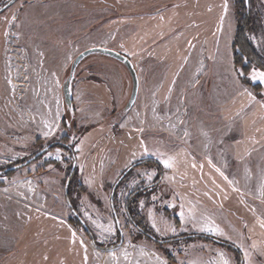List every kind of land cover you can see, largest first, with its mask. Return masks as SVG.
Returning a JSON list of instances; mask_svg holds the SVG:
<instances>
[{"label": "rangeland", "instance_id": "obj_1", "mask_svg": "<svg viewBox=\"0 0 264 264\" xmlns=\"http://www.w3.org/2000/svg\"><path fill=\"white\" fill-rule=\"evenodd\" d=\"M233 1L13 0L0 11V167L58 142L0 183V264H223L224 259L235 264L223 248L182 237L195 230L172 206L178 204L174 194L182 189L181 176L160 162L184 142L172 129L182 115L178 132L217 136L225 131L228 141L243 140L234 154L238 158L246 149L240 154L250 167L246 174L252 175L258 163L264 173V83L251 79L253 70H264L251 67L248 73L259 89L237 76L231 51ZM258 1L248 0L247 7L259 8ZM249 35L264 47L263 26ZM92 45L130 57L138 91L126 111L130 74L122 62L101 53L78 62L71 80L72 109L65 107L62 80L74 56ZM159 116L172 126L162 127ZM254 140L263 144L248 153ZM72 163L76 169L69 174ZM128 198L136 199L144 218L137 223L151 237L130 221L135 213L129 216L125 209ZM262 212L255 218V233L238 235L237 244L212 234L233 242L243 264H264ZM171 236L180 237L154 240Z\"/></svg>", "mask_w": 264, "mask_h": 264}, {"label": "crops", "instance_id": "obj_2", "mask_svg": "<svg viewBox=\"0 0 264 264\" xmlns=\"http://www.w3.org/2000/svg\"><path fill=\"white\" fill-rule=\"evenodd\" d=\"M180 87L182 86L179 85V90H181ZM207 90L209 91V87L205 88L206 92ZM239 107L238 112L243 110L245 105H238L237 108ZM181 116L175 120L172 129L173 135L180 136L184 142H181L178 147L176 146L168 155L165 154L166 158L175 157L173 170L181 176L177 183L182 189L179 193L174 194L176 202H178V204H174L176 209L180 212L183 211L187 225H191L195 231L224 235L233 242H236L235 238L238 235L250 236L251 232L254 231L252 229L256 225V219H259V215L263 213L262 209L264 211V173H262V168L258 165L259 163L255 164L253 174H246L245 171H250V167L243 163L245 155H240L246 149L238 154V158L234 154L243 140L230 142L228 141L229 133L225 131L217 136H215L217 133L211 135L188 133L185 135L184 131L178 132L180 128L178 123L182 121ZM243 117L240 116L239 121ZM158 118L162 127L166 125L170 128L172 126L167 125V121L163 117L159 116ZM223 123L227 124L226 121H223ZM199 142L200 148L198 147ZM261 142L263 141L259 140L252 143L253 146L248 147V153L263 144ZM230 148L233 151L230 152ZM166 158H160V162L162 163V160ZM234 159L238 160L234 161ZM217 169L220 171H217ZM235 170L237 174L233 175L231 172ZM221 172H223V176L220 174ZM229 181H232V183H229ZM197 190L201 194L195 195L193 193ZM181 193H183V196ZM252 203L259 204L260 207L258 209L254 208ZM253 210L255 212L259 211V213L253 215L251 213ZM247 214L249 215L248 218ZM175 218L174 220H177L176 227H178L181 220L176 214ZM215 218L220 223L215 222ZM247 221L251 223V226ZM240 225H243V229L237 231ZM188 228L190 229V227ZM202 228L218 229L219 231L201 230ZM244 228H249L251 231L245 232ZM241 238L252 243L250 239Z\"/></svg>", "mask_w": 264, "mask_h": 264}, {"label": "trees", "instance_id": "obj_3", "mask_svg": "<svg viewBox=\"0 0 264 264\" xmlns=\"http://www.w3.org/2000/svg\"><path fill=\"white\" fill-rule=\"evenodd\" d=\"M254 1L258 0H249V3H252ZM5 1L4 3H6ZM259 2V1H258ZM3 3V4H4ZM233 4V9H234V20H235V27H234V32H233V38L231 42V51H232V58H233V65L235 67L236 73L238 78L247 84L252 85L255 89L260 88V83L259 82H250L248 79V73L251 69V67H257L262 70H264V47H259L254 43L252 38L250 37V32L256 30L257 28H261L262 26L264 27V24L262 23V16H264V2L262 3L259 2V8L256 9H249L245 5L244 0H234L232 2ZM264 18V17H263ZM58 142H51L47 143L46 145L40 147L39 149H34L30 155L26 158L21 159L20 161H16L13 164H9L6 166L0 167V183H5L8 178H10L15 170L20 167V165H24L25 162L22 164L20 163L21 161H25L27 158H35L36 156L42 155L47 149L51 148ZM61 143V141H59ZM68 149L71 152V155L74 157L75 150L72 149L68 145ZM46 161L49 160L48 158L45 159ZM142 162V161H141ZM76 169V166L71 164V166L68 168L69 174L73 173ZM152 183L148 184L147 186L151 185ZM146 187V186H145ZM134 193V192H132ZM142 193V192H141ZM136 199H131L127 200V205L125 206V209L129 216L134 212L135 217H130V221L134 222L135 226L138 227L141 231L145 232L148 237H151L146 230H144L138 222H143V217L139 216V213L137 212V207ZM134 205L131 207V205ZM71 206V205H70ZM129 207H131V211L129 210ZM78 220V219H77ZM136 221V222H135ZM116 227L118 229V232L120 234V231H122V226L119 222V218H116ZM197 237L201 238L207 242H211L215 244L216 246H219L229 252L234 259L235 264H243V255L241 250L231 241L221 238L216 235H212L209 233H204V232H198L195 231L189 235H184L182 237ZM180 236H171L167 237L165 239H158L154 238V240L158 241H169V240H174L179 238ZM93 239V237L91 236ZM119 241V240H118Z\"/></svg>", "mask_w": 264, "mask_h": 264}, {"label": "water", "instance_id": "obj_4", "mask_svg": "<svg viewBox=\"0 0 264 264\" xmlns=\"http://www.w3.org/2000/svg\"><path fill=\"white\" fill-rule=\"evenodd\" d=\"M13 0H8L6 3H4L2 6H0V11L2 9H4L7 5H9ZM245 1V5L247 6L248 4V0H244ZM90 53H101V54H105L108 56H111L117 60H119L120 62H122L125 67L127 68L129 74H130V78H131V90H130V94L128 96L127 101L125 102L124 106H123V110H127L128 108L131 107V105L133 104L137 91H138V76H137V72L135 70V67L131 61V59L113 49L107 46H102V45H92V46H88L82 50H80L72 59L70 66H69V70L67 75L64 77V79L62 80V96H63V101H64V105L66 108L68 109H72V92H71V80L76 68V65L78 64V62L85 57L86 55L90 54ZM120 241H122V237L120 238Z\"/></svg>", "mask_w": 264, "mask_h": 264}, {"label": "snow or ice", "instance_id": "obj_5", "mask_svg": "<svg viewBox=\"0 0 264 264\" xmlns=\"http://www.w3.org/2000/svg\"><path fill=\"white\" fill-rule=\"evenodd\" d=\"M227 8V4H225V9ZM14 19V17H13ZM251 79L252 80H259L260 82L264 83V71H256V70H253L252 74H251ZM249 95L251 96V93H249ZM51 128V126H49ZM45 136H48L50 135V132H45L44 133ZM185 135H187V133H185ZM79 147V146H77ZM145 152H147V149H145ZM49 155H51V153H49ZM56 158L57 159H60V155H59V150H57V155H56ZM174 161H175V157H168L166 159H163L162 160V163L163 165L166 167V168H172L174 166ZM211 162V161H209ZM193 167H195V165H193ZM217 171H220L219 169H217ZM222 176L224 175L223 172L220 173ZM152 175H155V173H153ZM152 175H149V179H152ZM225 179H227V177H225ZM229 183H232V181H229ZM153 199H156V197H153ZM143 203V202H141ZM173 207H175V205H172ZM87 214V213H86ZM150 217H151V212L149 213ZM180 216H181V219L184 218V214H183V211H181L180 213ZM194 219V217H193ZM95 223V221H94ZM152 226L154 228H156V222H155V219L152 218ZM98 227H102V228H105V226L103 224H100L98 225ZM261 227H264V221L261 222ZM160 229L157 228V231H159ZM174 231V229H172ZM201 230H209V231H219L218 229H212V228H202ZM105 231L111 233L113 231L111 225H108L106 228H105ZM223 234V233H221ZM253 247H255V244H253ZM110 255L113 257V258H116V252H111ZM247 255V254H246ZM124 257L125 259L128 258V254L127 252L125 251L124 252ZM163 264H166V262H163ZM223 264H228V261L226 259L223 260Z\"/></svg>", "mask_w": 264, "mask_h": 264}, {"label": "flooded vegetation", "instance_id": "obj_6", "mask_svg": "<svg viewBox=\"0 0 264 264\" xmlns=\"http://www.w3.org/2000/svg\"><path fill=\"white\" fill-rule=\"evenodd\" d=\"M108 47V46H107ZM129 57V56H128ZM130 58V57H129ZM38 158V156H36L35 158H27L25 161H21L20 163L22 164L23 162H25L24 163V165H27V164H29L31 161H33V160H36ZM49 160H50V158H49ZM24 165H22V166H24ZM20 167H21V165H20ZM131 168V167H130ZM66 182V181H65ZM144 187L145 186H143L142 187V189H144ZM67 193V192H66ZM113 199V198H112ZM127 203V202H126ZM68 205H69V207H70V205H71V203L68 201ZM127 204H125V206H126ZM138 208V207H137ZM111 210H112V212L113 213H115L114 214V217H115V223H116V218H118V216H117V210H116V207L114 206V202L112 201V207H111ZM73 211V210H72ZM74 216L78 219V221L80 222V224L82 225V226H84V229L85 230H87L88 231V228L86 227V224H85V222H84V220L78 215V214H74ZM70 217V216H69ZM132 224H134V222L132 221ZM122 233V231H120V234ZM122 235V234H121ZM147 235V234H146Z\"/></svg>", "mask_w": 264, "mask_h": 264}]
</instances>
